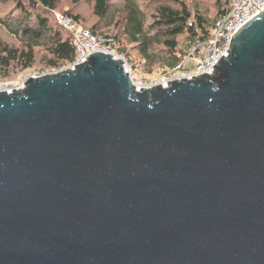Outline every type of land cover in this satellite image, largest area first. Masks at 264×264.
Wrapping results in <instances>:
<instances>
[{"label":"water","instance_id":"obj_1","mask_svg":"<svg viewBox=\"0 0 264 264\" xmlns=\"http://www.w3.org/2000/svg\"><path fill=\"white\" fill-rule=\"evenodd\" d=\"M210 74L124 61L0 91V264H264V9Z\"/></svg>","mask_w":264,"mask_h":264},{"label":"trees","instance_id":"obj_2","mask_svg":"<svg viewBox=\"0 0 264 264\" xmlns=\"http://www.w3.org/2000/svg\"><path fill=\"white\" fill-rule=\"evenodd\" d=\"M16 1L20 15L15 13L6 19L0 16V25L19 41L20 46L0 42V79L6 80L18 68L31 67L35 49L41 47L50 54L46 59L50 69L69 66L77 52L73 36L56 23L52 14L58 0H25L22 4ZM93 1L94 12L105 26L95 24L87 28L102 39L105 46L124 57L135 53V62L146 73L158 67L161 77L171 72L195 41L210 34L215 20L230 7V0H216L215 16L208 18L200 10H192L186 0H146L153 5L149 15V10L137 0H123L119 10L109 7L107 0ZM28 10H32L33 15ZM64 14L76 24L85 25L78 16L66 11ZM31 17L34 19H29ZM111 27L122 30V34H113ZM128 46L130 49L126 50Z\"/></svg>","mask_w":264,"mask_h":264},{"label":"built area","instance_id":"obj_3","mask_svg":"<svg viewBox=\"0 0 264 264\" xmlns=\"http://www.w3.org/2000/svg\"><path fill=\"white\" fill-rule=\"evenodd\" d=\"M263 9L264 0H230L228 11L215 20L210 34L195 41L170 73L158 81L149 84L142 82L143 85H136V87H151L155 84L164 86L167 81L173 79H190L193 78L191 76L210 74L214 68L213 65H217L223 57L227 56L226 49L230 48V40L237 29ZM53 14L55 21L73 36V44L77 52L75 60L66 68H73L75 63L82 62L86 54L92 51L110 53L125 63V57L121 53L105 46L103 40L94 35L87 27L76 24L70 16L63 13L54 12ZM124 67L132 75L125 64ZM19 87H22V82L14 86L0 79V91L10 92Z\"/></svg>","mask_w":264,"mask_h":264},{"label":"rangeland","instance_id":"obj_4","mask_svg":"<svg viewBox=\"0 0 264 264\" xmlns=\"http://www.w3.org/2000/svg\"><path fill=\"white\" fill-rule=\"evenodd\" d=\"M123 0H107L108 6L111 7L112 9L119 10L121 2ZM140 5L145 6L149 12L148 15L150 14L151 9L153 7L150 2H145L146 0H137ZM216 0H186L188 5L192 10H200V13L203 14L205 17L208 18H213L216 13ZM16 0H0V16H2L4 19L8 17L9 15H13L15 13H18L19 10L16 8ZM19 3H25V0H19ZM69 12L73 16H78L82 20V22L85 25H80L83 27H88L91 28V26L98 24L101 27L105 26L104 21L100 18H98L94 12V1L93 0H58L56 3V7L54 12ZM30 14L33 13L32 10H28ZM44 13L43 11H41ZM53 12V13H54ZM52 13V14H53ZM20 14L18 13V16ZM33 15V14H32ZM29 19H34V17H31ZM50 22H51V15H50ZM57 23V22H56ZM58 24V23H57ZM59 25V24H58ZM55 28V27H54ZM57 31H59V28H55ZM110 31L115 35H121L122 30H118V28H110ZM0 42L6 43L8 45H12L14 47H19L20 43L19 41L13 37L11 34H9L1 25H0ZM130 49L129 46L126 48V50ZM134 53V52H133ZM135 53L134 55H129V57H125V65L130 69V75L132 82L135 85H140L142 82L144 83H152L154 81H158L160 78H162L159 75V69L158 67H155V69L152 70L151 73H146L145 71L141 70V67L138 66V64L135 62ZM50 58V54L48 51L44 48H36L35 49V60L34 63L31 67L27 69H20L16 71H12V73L9 74L7 78H5L7 82H9L11 85H18L20 84L25 77L31 76V75H36V74H41V73H49L53 72L56 70H61L63 68L59 69H50V67L46 63V59ZM66 68V67H64ZM158 69V70H157ZM4 80V79H1ZM143 85V84H141Z\"/></svg>","mask_w":264,"mask_h":264}]
</instances>
